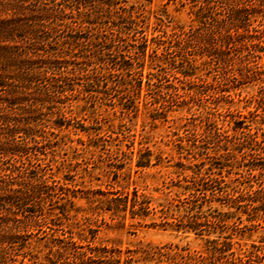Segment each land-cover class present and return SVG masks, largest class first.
I'll use <instances>...</instances> for the list:
<instances>
[{
	"label": "rangeland",
	"instance_id": "obj_1",
	"mask_svg": "<svg viewBox=\"0 0 264 264\" xmlns=\"http://www.w3.org/2000/svg\"><path fill=\"white\" fill-rule=\"evenodd\" d=\"M223 1H121L135 23L92 13L83 35L122 27L126 56L64 46L58 123L30 152L48 184L28 207L35 264H264V5L251 51L176 45ZM117 195L127 210L105 209Z\"/></svg>",
	"mask_w": 264,
	"mask_h": 264
},
{
	"label": "trees",
	"instance_id": "obj_2",
	"mask_svg": "<svg viewBox=\"0 0 264 264\" xmlns=\"http://www.w3.org/2000/svg\"><path fill=\"white\" fill-rule=\"evenodd\" d=\"M121 1L127 0H0V264H35L28 248L32 242L29 227L37 222L28 207L36 205L30 202L32 194L48 184L41 163L38 158L33 161L30 152L40 141L38 130L58 120V73L67 76L64 70L58 72V63L63 65L66 59L64 46L77 48L82 38L93 42V35L99 44L106 41L108 49L121 52L126 32L122 27L112 35H83L84 28L94 23L92 13L96 18L116 13L135 23L134 11ZM263 2L224 0L215 10L205 4L200 7L198 24L180 34L176 45L186 48L197 42L219 53L232 46L250 50L261 43V36L250 25ZM101 201L108 210L125 211L129 206L128 195ZM135 205L134 198L133 215L147 214L146 207Z\"/></svg>",
	"mask_w": 264,
	"mask_h": 264
}]
</instances>
